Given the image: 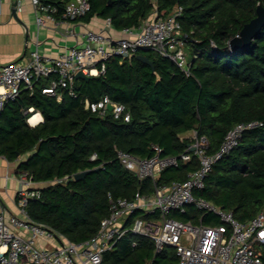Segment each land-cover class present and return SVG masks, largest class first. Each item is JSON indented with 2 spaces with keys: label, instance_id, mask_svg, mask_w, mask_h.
Returning a JSON list of instances; mask_svg holds the SVG:
<instances>
[{
  "label": "trees",
  "instance_id": "obj_1",
  "mask_svg": "<svg viewBox=\"0 0 264 264\" xmlns=\"http://www.w3.org/2000/svg\"><path fill=\"white\" fill-rule=\"evenodd\" d=\"M72 0H40L63 19ZM91 11L83 18L110 19L115 30L139 27L154 12L168 16L183 8L180 23L191 53V76L173 62L151 51H141L154 63V70L140 60L114 57L106 62V73L90 80H76L78 98L62 91L59 101L43 93L52 79L41 78L33 90H23L15 101L0 111V155L18 164L36 184L28 213L73 243L92 239L109 215L110 197L131 201L137 193L152 195L155 184L141 181L119 163L117 149L139 158L153 156V145L165 156H180L191 144L182 136L197 132L208 141V154H216L228 133L251 121L261 128L247 131L238 147L218 161L195 191L240 222H249L264 212V27L242 50H232L230 41L257 17L264 0H89ZM213 44L215 46H213ZM109 96L125 105L131 121L104 118L85 108V101L97 102ZM44 121L32 127L29 110ZM96 154L97 160L91 161ZM200 167L196 156L189 163L164 170L157 183L185 182ZM92 171L80 181L69 182L76 174ZM67 178V179H66ZM56 181H63L57 183ZM54 182V183H53ZM19 200V198H18ZM157 217V216H155ZM173 219L207 226L220 219L190 206ZM147 218L136 213L130 219ZM134 243H137L134 246ZM264 263V247L260 252ZM175 249L155 254L151 240L127 234L103 255V264H177Z\"/></svg>",
  "mask_w": 264,
  "mask_h": 264
},
{
  "label": "built area",
  "instance_id": "obj_2",
  "mask_svg": "<svg viewBox=\"0 0 264 264\" xmlns=\"http://www.w3.org/2000/svg\"><path fill=\"white\" fill-rule=\"evenodd\" d=\"M30 1L36 9L39 27L47 22L79 20L91 11L89 0H72L65 7L63 19L58 21L54 16L57 11L54 7L44 5L40 0ZM153 14V19L144 20L139 27L119 31L123 34L120 39L111 36L110 31L114 27L108 19L105 27L98 32L87 29L83 34L84 44L72 47L59 58L43 56L36 49L24 62L0 66V111L6 103L15 101L23 90L32 91L35 82L41 78L52 79L50 86L43 89L44 94L60 101L61 92L67 91L69 96L78 98V73L91 78L103 76L108 60L114 57L130 59L141 51H151L173 62L190 77L191 61L186 51L188 37L180 23L183 8H176L168 16L159 15L157 11ZM85 108L101 118L112 115L116 120L131 121L126 106L114 102L109 96L97 102L86 100ZM29 113L28 123L33 127L40 125L43 117L34 123L31 121L41 114L34 109H30ZM262 126L260 121L237 125L214 155L208 154V141L199 137L197 132L193 133L191 144L180 156H165L157 145H153L154 154L148 158H139L117 149L120 165L141 181L151 179L155 184L154 192L150 196L137 193L131 201L110 197L109 215L101 222L99 231L92 239L79 244L31 218L27 208L36 183L26 173L19 174L20 216H7L0 212V264H103L104 253L114 249L127 234L151 240L155 254L169 247L174 248L177 264H264L260 256L264 247V212L249 222H240L231 211L194 195L195 191L204 188L213 166L238 147L244 134ZM193 155L198 158L200 167L189 175L187 181L168 185L157 183L164 170L178 167L181 162H191ZM97 158L94 154L91 161ZM190 206L205 214L216 215L221 224L184 223L171 217L173 213L185 214ZM136 213L147 218L136 219L131 224L130 219Z\"/></svg>",
  "mask_w": 264,
  "mask_h": 264
},
{
  "label": "crops",
  "instance_id": "obj_3",
  "mask_svg": "<svg viewBox=\"0 0 264 264\" xmlns=\"http://www.w3.org/2000/svg\"><path fill=\"white\" fill-rule=\"evenodd\" d=\"M36 16V9L30 0H0V66L24 62L36 49L43 56L59 58L72 47L84 44L83 34L87 29L98 32L106 25L105 19L96 16L89 22L82 19L59 23L47 22L45 26L39 27ZM154 17L152 14L149 19ZM110 33L116 40L123 36L115 29ZM193 133H187L182 137H192ZM23 160L24 158H21L15 163H10L0 155V212L7 216H20L18 164ZM48 185L51 184H35L33 188Z\"/></svg>",
  "mask_w": 264,
  "mask_h": 264
},
{
  "label": "water",
  "instance_id": "obj_4",
  "mask_svg": "<svg viewBox=\"0 0 264 264\" xmlns=\"http://www.w3.org/2000/svg\"><path fill=\"white\" fill-rule=\"evenodd\" d=\"M263 27H264V6L259 4L257 7V17L244 26L239 36L233 38L230 41V48L232 50H242L249 47L251 42L262 31ZM133 58H136L141 62L149 65L154 70V63L151 60H149L146 56L141 54L132 55L130 57V60ZM76 78L87 81L92 79L91 77L86 76L82 72L78 73ZM91 173L92 171L90 170L78 173L72 179H70L69 182L80 181Z\"/></svg>",
  "mask_w": 264,
  "mask_h": 264
},
{
  "label": "rangeland",
  "instance_id": "obj_5",
  "mask_svg": "<svg viewBox=\"0 0 264 264\" xmlns=\"http://www.w3.org/2000/svg\"><path fill=\"white\" fill-rule=\"evenodd\" d=\"M186 51H187L189 60H191L192 56H191L190 50L188 48H186ZM188 138H191V136Z\"/></svg>",
  "mask_w": 264,
  "mask_h": 264
},
{
  "label": "bare ground",
  "instance_id": "obj_6",
  "mask_svg": "<svg viewBox=\"0 0 264 264\" xmlns=\"http://www.w3.org/2000/svg\"><path fill=\"white\" fill-rule=\"evenodd\" d=\"M40 118H41L40 115L39 116H36L35 119H33L31 122L34 123L36 120H41Z\"/></svg>",
  "mask_w": 264,
  "mask_h": 264
}]
</instances>
